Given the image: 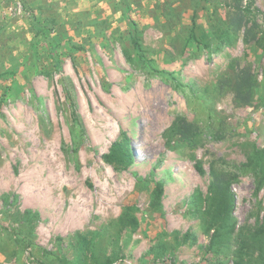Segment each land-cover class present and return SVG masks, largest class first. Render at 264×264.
Returning a JSON list of instances; mask_svg holds the SVG:
<instances>
[{
  "label": "rangeland",
  "instance_id": "obj_1",
  "mask_svg": "<svg viewBox=\"0 0 264 264\" xmlns=\"http://www.w3.org/2000/svg\"><path fill=\"white\" fill-rule=\"evenodd\" d=\"M244 72L250 106L231 87ZM0 75V264H64L80 235L116 264H264L247 166L264 149V0H0ZM126 137L120 170L103 155ZM214 171L234 179L236 231L210 249ZM129 206L139 228L120 231ZM175 232L196 240L156 260Z\"/></svg>",
  "mask_w": 264,
  "mask_h": 264
},
{
  "label": "trees",
  "instance_id": "obj_2",
  "mask_svg": "<svg viewBox=\"0 0 264 264\" xmlns=\"http://www.w3.org/2000/svg\"><path fill=\"white\" fill-rule=\"evenodd\" d=\"M31 19L36 36L44 38L50 44L54 45L55 40L53 39L51 29L48 26L43 25L37 15L33 14ZM134 46L139 52L140 57L144 58L143 48L140 45L139 40H135ZM231 87L235 92L237 104L240 106H250L253 102L257 88V78L250 72H244L235 77ZM2 102L3 98L1 100V103ZM103 158L107 163L114 165L117 169H129L136 163V155L131 144V138L126 137L124 141L114 144L110 152L103 155ZM247 166L256 173L257 188L261 189L264 187V149L255 150L251 155ZM197 169L201 174L204 173V169L201 165H198ZM233 182L234 179L226 173L214 171L212 174V183L210 187L211 196L208 205L211 206L209 215L212 229L215 230V234L210 249L214 246L218 248L224 247L226 244V237L236 231V223L233 222V213L236 206V195L233 190ZM164 192V184L163 182H160L153 193V208L156 209L162 204ZM136 211V208L132 206L125 209L117 224L120 231L127 229L135 231L139 228ZM26 216L31 217V212H27ZM35 217H38V214L35 213ZM253 237L258 242H263L264 218L262 224L256 229ZM193 240H196V236L190 232H187L184 235L180 232H175L173 234V241L158 244L156 247L152 248V252L156 255V260H161L167 253H174L181 244ZM244 245L248 247L246 242H244ZM102 250L103 249L99 248L95 241L86 236L80 235V239L77 243V256L72 260L64 257L62 262L64 264H116L120 261L121 254L119 252H113L112 254L107 255L106 251ZM170 250L171 252H169ZM259 252L260 259L264 261V245L261 246ZM243 254L244 252L241 251L240 263L238 264H243Z\"/></svg>",
  "mask_w": 264,
  "mask_h": 264
}]
</instances>
